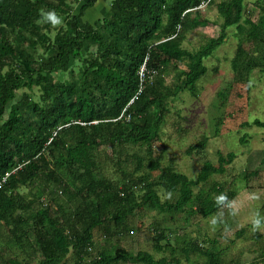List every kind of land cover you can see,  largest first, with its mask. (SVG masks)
Returning <instances> with one entry per match:
<instances>
[{
  "label": "trees",
  "instance_id": "1",
  "mask_svg": "<svg viewBox=\"0 0 264 264\" xmlns=\"http://www.w3.org/2000/svg\"><path fill=\"white\" fill-rule=\"evenodd\" d=\"M98 1L0 0V264H189L195 253L203 264H240L224 259L207 231L182 232L179 256L171 246L172 230L193 214L230 209L234 178L214 175L235 153L217 151L215 163L205 159L189 177L163 164L153 143L177 94L196 95L209 71L203 59L228 27L237 38L231 82L264 71V0H105L107 14L89 19ZM206 4L222 17L219 32L189 50L188 29L209 23L200 17ZM49 9L70 18L72 30L45 21L40 11ZM144 62L156 74L140 87ZM207 140L185 153L200 154ZM242 173L247 180L257 169ZM142 210L161 213L151 237L161 256L120 242ZM165 217L181 221L170 228ZM260 258L264 264V250Z\"/></svg>",
  "mask_w": 264,
  "mask_h": 264
},
{
  "label": "rangeland",
  "instance_id": "2",
  "mask_svg": "<svg viewBox=\"0 0 264 264\" xmlns=\"http://www.w3.org/2000/svg\"><path fill=\"white\" fill-rule=\"evenodd\" d=\"M94 11V7L89 11L93 13L90 14L93 16L89 15V19L98 18ZM61 17L65 26L72 30L70 18ZM200 17L208 18L209 23H200L188 29L183 45L189 50L197 48L207 37L215 36L219 32L222 17L214 5L206 4L201 7ZM232 29L227 28L224 41L211 55L203 59V64L209 71L197 81L196 95L183 90L172 101L173 108L162 126L161 138L153 143L154 155L163 150V164L171 163L177 170L194 177L205 159L214 163L217 161V151L224 154L228 151L235 153L232 162L225 166V172L214 175L216 179L226 183L234 178L231 188L236 189L238 194L230 202V209L222 208L206 218L193 214L185 227H178L175 232L172 230L171 246L174 250L178 248L175 254L179 256L182 232L193 234L207 231L208 237H217L224 259L237 257L240 264L257 259L258 264H261L264 224L254 229L251 221L254 213L258 212L264 216V127L248 126L244 123L251 122L254 118L264 120V71L254 69L247 74V82H231L233 72L230 59L237 42ZM214 65L218 66L217 72L211 70ZM171 79V74L165 76L167 83H170ZM219 117L221 120L217 124L215 121ZM215 125L219 126L215 128ZM202 136L208 138L204 150L200 154H186V147L196 143ZM242 136L244 141L240 140ZM253 168L257 169V173L245 180L243 169ZM165 196L161 195L162 198ZM153 219L160 221L161 213L155 210L140 211L134 218L132 233L120 241L123 246L130 251L145 249L159 256L160 254L152 248ZM163 223L170 228H174L176 224L168 217H165ZM240 229L243 230L239 235L237 233ZM166 255H170L169 250ZM204 258L199 253L191 254L188 263L203 264ZM63 264L72 263L66 259Z\"/></svg>",
  "mask_w": 264,
  "mask_h": 264
},
{
  "label": "clouds",
  "instance_id": "3",
  "mask_svg": "<svg viewBox=\"0 0 264 264\" xmlns=\"http://www.w3.org/2000/svg\"><path fill=\"white\" fill-rule=\"evenodd\" d=\"M40 16L47 22H51L54 25L61 24L63 21V18L57 14L55 10L49 9V10H41ZM218 201H224L226 197L221 194L218 198ZM252 226L253 228L260 227L262 224H264V216H261L258 212L254 213L252 218Z\"/></svg>",
  "mask_w": 264,
  "mask_h": 264
},
{
  "label": "built area",
  "instance_id": "4",
  "mask_svg": "<svg viewBox=\"0 0 264 264\" xmlns=\"http://www.w3.org/2000/svg\"><path fill=\"white\" fill-rule=\"evenodd\" d=\"M156 74V71L154 69L148 68L144 63H142V65L140 66L139 70H138V78H139V86H143L145 85V81H149L150 79H152ZM243 264H247V263H243Z\"/></svg>",
  "mask_w": 264,
  "mask_h": 264
},
{
  "label": "crops",
  "instance_id": "5",
  "mask_svg": "<svg viewBox=\"0 0 264 264\" xmlns=\"http://www.w3.org/2000/svg\"><path fill=\"white\" fill-rule=\"evenodd\" d=\"M98 2L100 4L96 3L97 5H96L95 11H94V14H95L96 17L97 16L99 17V16L107 14V9H108L106 4H104V5L102 4L103 3L102 1H98Z\"/></svg>",
  "mask_w": 264,
  "mask_h": 264
}]
</instances>
